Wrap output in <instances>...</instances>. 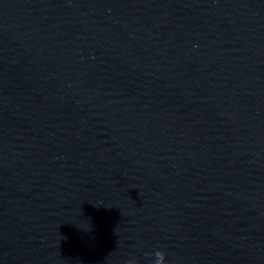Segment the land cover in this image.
Here are the masks:
<instances>
[{
	"label": "clouds",
	"instance_id": "9594fccd",
	"mask_svg": "<svg viewBox=\"0 0 264 264\" xmlns=\"http://www.w3.org/2000/svg\"><path fill=\"white\" fill-rule=\"evenodd\" d=\"M154 264H165V253L163 251L157 250L154 252Z\"/></svg>",
	"mask_w": 264,
	"mask_h": 264
}]
</instances>
